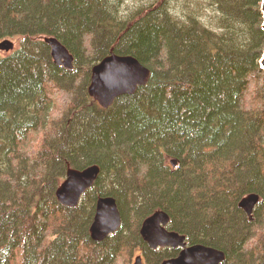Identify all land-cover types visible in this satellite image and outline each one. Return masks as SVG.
<instances>
[{"label":"trees","instance_id":"obj_1","mask_svg":"<svg viewBox=\"0 0 264 264\" xmlns=\"http://www.w3.org/2000/svg\"><path fill=\"white\" fill-rule=\"evenodd\" d=\"M261 0H0V264H160L143 220L165 210L187 245L220 264H264V49ZM73 55L53 63L44 38ZM130 55L144 86L107 108L87 92L91 68ZM175 159L177 164L170 163ZM100 166L74 208L55 190L67 166ZM260 196L252 219L238 206ZM121 226L89 236L96 198Z\"/></svg>","mask_w":264,"mask_h":264},{"label":"water","instance_id":"obj_2","mask_svg":"<svg viewBox=\"0 0 264 264\" xmlns=\"http://www.w3.org/2000/svg\"><path fill=\"white\" fill-rule=\"evenodd\" d=\"M260 11L263 17L261 29L264 33V0H261ZM44 41L49 46L53 63L71 70L74 58L66 47L53 36L45 37ZM13 48L14 44L9 39L0 41L1 51H10ZM259 66L264 73V49ZM149 76L150 70L133 56L111 53L91 68L87 92L101 107L107 108L116 98L131 95L139 86H144ZM171 164L176 166V160L171 159ZM99 171L98 164L81 169L68 165L64 179L55 190L57 202L63 207H76L82 194L94 185ZM258 200V194L250 193L239 200L238 206L252 219ZM169 219L165 210H156L143 220L139 230L142 240L150 249L158 247L179 249L175 256L162 260L160 264H220L225 259L224 253L216 248L202 244L187 245L185 235L166 228ZM121 222L122 217L116 199L111 195L98 196L89 226L91 240L103 241L121 226ZM133 264H142L140 255L135 256Z\"/></svg>","mask_w":264,"mask_h":264},{"label":"rangeland","instance_id":"obj_3","mask_svg":"<svg viewBox=\"0 0 264 264\" xmlns=\"http://www.w3.org/2000/svg\"><path fill=\"white\" fill-rule=\"evenodd\" d=\"M263 22V21H262ZM3 39H5V38H0V41H2ZM6 39H9L10 41H12L13 42V44H14V46H17V39L16 38H6ZM12 50H10V51H1L0 50V54L1 55H3V54H7V52L9 53V52H11ZM137 253H136V251H135V255H136ZM143 257V256H142ZM143 264H144V258H143Z\"/></svg>","mask_w":264,"mask_h":264},{"label":"bare ground","instance_id":"obj_4","mask_svg":"<svg viewBox=\"0 0 264 264\" xmlns=\"http://www.w3.org/2000/svg\"><path fill=\"white\" fill-rule=\"evenodd\" d=\"M107 196V195H106ZM169 248V247H168Z\"/></svg>","mask_w":264,"mask_h":264},{"label":"flooded vegetation","instance_id":"obj_5","mask_svg":"<svg viewBox=\"0 0 264 264\" xmlns=\"http://www.w3.org/2000/svg\"><path fill=\"white\" fill-rule=\"evenodd\" d=\"M162 248V247H161Z\"/></svg>","mask_w":264,"mask_h":264}]
</instances>
